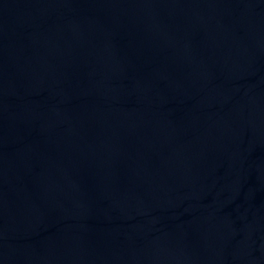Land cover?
Returning a JSON list of instances; mask_svg holds the SVG:
<instances>
[{
  "label": "water",
  "instance_id": "water-1",
  "mask_svg": "<svg viewBox=\"0 0 264 264\" xmlns=\"http://www.w3.org/2000/svg\"><path fill=\"white\" fill-rule=\"evenodd\" d=\"M0 264H264V0H0Z\"/></svg>",
  "mask_w": 264,
  "mask_h": 264
}]
</instances>
